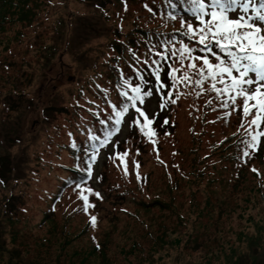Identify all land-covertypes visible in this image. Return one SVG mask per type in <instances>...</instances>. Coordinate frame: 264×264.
Here are the masks:
<instances>
[{"label":"rangeland","instance_id":"obj_1","mask_svg":"<svg viewBox=\"0 0 264 264\" xmlns=\"http://www.w3.org/2000/svg\"><path fill=\"white\" fill-rule=\"evenodd\" d=\"M146 4L150 6L153 2L152 0H131L121 8L115 0H45L35 28H25L16 16L14 22L8 23L6 29L0 34V60H3V63L13 60L16 64L11 62L10 70L14 67L23 68V82L20 85L22 91H13L14 95L11 96L13 84L8 83L3 77L0 80V170L3 168L5 169L3 172L6 171L2 175L4 178L2 183L0 182V205L6 202L9 196L19 197L16 198V207L24 211V215L21 216L29 221L25 228L23 222L16 227L20 233L15 243H11L10 237L13 229L10 226L5 228L4 243L7 245L5 251L8 255L17 249L28 264H74V262L79 264V256L74 257L77 249L84 248L85 255L92 246H95L94 244H100L101 239L110 234L111 241H108L105 249L110 261L104 263L100 258L90 254L86 255L88 256L86 264H264V230L257 227L250 229V221L247 220L250 215L256 218V222L258 218H264V198L262 197L264 195V155L256 160L258 165L261 164L258 180L250 175V168H247V171H244L245 177L238 184H235V181H227L229 174L221 170V166L227 164L231 167L232 164L224 159L220 169L217 167L220 170L217 171L218 173L216 170L209 173L215 179H210L211 176L206 173L207 175L198 176L200 179L197 181L184 179L179 188L175 189V200L179 201V205L183 204L184 217L189 215L191 207L195 211L183 222H195L197 226L199 222L209 224V233L207 235L203 233L198 240L205 243L206 247L198 250V253L191 247L195 243L194 240L191 246L186 247L188 249H183V253H179L177 248H173L169 253H166L167 250L158 249L151 255L148 251L139 250L124 253L122 249L129 250L133 240L139 241L140 248L146 249H149L154 242L145 233L144 236L142 235L140 226L130 224L133 219L121 212L119 206H116L118 214L115 218H105L99 227H93L92 237L89 234L78 237L64 249L60 245L62 237H60L59 229L51 232V226L48 223L40 227L33 226L45 217L44 211L49 206L50 198L55 196L62 179L70 172L63 165L71 166L73 156L61 146H67L79 122L90 123L88 113L83 112L79 116L76 112L79 105L77 101L87 105V98L94 97L93 89L87 88L85 82L90 77L86 74L87 69L92 68L83 66L87 67L89 62L96 59L103 50L107 37L113 33L111 24L115 29L117 26L130 28L143 21L145 25L150 23L151 26L181 29V17L171 20L163 12L148 11ZM101 8L110 11L109 16L105 15L108 19L100 15ZM115 11L123 12L116 14ZM183 18L195 24L193 19ZM19 30L21 32H18ZM45 41L56 43L58 46V53L49 66H43L44 59L39 49ZM111 55L112 51L107 50L106 58ZM176 66L179 67L178 62ZM0 69L4 70L3 64ZM82 74L86 75L79 79ZM1 75L5 77L4 72ZM102 84L103 94H106L109 88V93H113L109 83L105 82L104 86ZM85 88V92L80 97L78 91ZM189 88L190 95L194 98L190 105L193 108L199 107L200 97L196 95V90ZM19 92L25 95H17ZM28 98L31 99L28 100ZM158 99L159 94H154L147 101L150 104L148 109L150 117L152 113L158 112ZM51 103L56 108L54 111L45 109ZM186 103L187 100H183L182 106L175 108L172 112L169 110L158 112L162 122L164 119L177 120L179 126L167 125L163 128L158 124L153 125L156 136L152 139L155 140V144L139 130L138 126L131 123L134 116L126 115L120 135L102 151L99 161L94 166V184L100 171L108 164L109 178L117 185L120 184L123 189L129 185L132 190L131 196L135 195L137 199L144 198L149 201L162 194L161 198L168 201L170 199L169 182L173 183L174 180H170L158 165L163 163L158 160V153L160 152L159 155L165 163L174 160L178 164V169L189 172L193 157L189 152L192 146L191 138H197L199 135L197 123L188 124L189 109L186 105L189 104ZM60 105H69L68 112L59 111V107L56 106ZM94 110L97 111L96 107ZM98 112H102V109ZM216 113L213 114L216 115ZM237 117L238 122L233 123ZM251 119L252 116L247 117L245 124ZM241 121V113L237 111L231 114L228 121H218L212 126L203 128L202 137L198 139L200 156L213 150L212 143L217 144V147L224 151L231 142L242 140L244 130L240 128ZM229 134L235 135L229 137L225 143L222 142ZM139 143L142 149H139ZM160 145L163 146L162 151H159ZM125 152L128 153L125 157L127 174H125L124 164L116 156L117 153L122 155ZM135 168H138V171H134ZM175 172L170 169L168 175H174ZM144 173L151 174L147 185L141 184V180H145L140 179ZM136 177L140 179L138 183H136ZM194 182L197 186H194ZM71 191L73 190L70 189V194L60 200L61 204L56 208L58 213L56 218L60 224L66 221V209L73 210L80 203L76 199L77 194ZM194 191L196 195L193 197ZM248 197L252 202L247 201ZM193 199L198 207L191 205L190 202ZM205 201L212 204L207 206ZM254 202L256 204H253ZM138 203H126L123 206L136 207L146 217H152V212L158 208L155 207L150 212L144 213L147 211L141 209ZM206 210H210L211 214L206 215ZM241 214L245 217H241ZM93 215L96 217V212H93ZM86 220H89L88 215L82 213L66 224V228L72 232L71 237L75 238L79 235L77 229L83 226ZM175 220L177 217L167 219V224L176 223ZM185 226L183 231L187 234L189 225ZM261 228L264 229V226ZM243 230L247 231V236L242 235ZM48 236L53 239L51 245L39 247L37 241ZM219 236L226 238L229 245L235 246V250L223 249L218 252L223 246H229L225 245L227 244L225 239H219ZM258 236H261L259 241L255 240ZM89 238L94 243H91L92 240ZM221 240L224 245H220ZM207 244L216 250L206 253ZM181 246L185 247L183 244Z\"/></svg>","mask_w":264,"mask_h":264},{"label":"trees","instance_id":"obj_2","mask_svg":"<svg viewBox=\"0 0 264 264\" xmlns=\"http://www.w3.org/2000/svg\"><path fill=\"white\" fill-rule=\"evenodd\" d=\"M127 1L131 0H115L116 4L118 6H121L125 4ZM153 4L148 6V8H151L154 13H166L168 15V12L171 11L170 8L167 7L164 0H152ZM175 3L180 4V0H175ZM45 4V0H0V34L6 29V26L8 23L14 22L15 17L17 16V20L22 22V26L25 28L30 27H36L37 21L40 18V9L42 5ZM103 18H107L105 16V11L100 14ZM183 17H191L187 13L182 12ZM10 16V17H9ZM180 17V16H179ZM108 19V18H107ZM113 33L109 34L106 40V45L103 48L102 51L98 54L96 59H94L92 62H89V65L83 66L84 68H92L87 69L89 71V76H98L101 75L104 76L106 80L111 84L113 87V100L112 102L119 101L124 103V98L119 95L120 92L127 89L126 86H123L124 78L128 79L130 83L136 82H145L151 83V88H154L156 85V80L152 78L153 74L151 73V68L154 67L152 65V61L149 57L150 56H156V53L154 50H158L162 52L164 50L163 46L166 43H172L176 42L178 46V41L184 40L186 43H189L187 40H185V37H183L180 33V31L171 29V28H163V27H150L146 26L143 21H140V24H135L134 26H131L130 28H124L121 26H117L116 29L113 27V24H111ZM33 28V29H34ZM18 32H21L19 30ZM9 49V48H7ZM40 52L42 54V57L44 59L43 66H49L54 61L57 53H58V46L56 43H47V41L44 42L40 47ZM107 50L110 52L112 51V55L109 58H106L105 53L107 54ZM12 53H10L11 55ZM140 57L139 66L137 68L140 70V73L136 74L133 72L130 65L132 63L135 64V61L138 57ZM136 58V59H135ZM100 59H103L101 62ZM12 63L16 64L13 60H10ZM147 61L148 63H144ZM11 62L3 63V60H0V67L2 64L4 65V70L0 69V80L2 77L4 80H6L8 83L13 84V89L11 90V96L14 95L13 91H22L21 89V83L23 82V68L14 67L12 70L10 68L12 67ZM172 62L174 60L172 59ZM161 64L163 65L162 70L165 72L169 71V66H167V63L162 61ZM125 66V69L130 71V74L132 77L127 78L122 73H120L119 67ZM2 72H4V76H2ZM86 75V74H85ZM85 75H80L79 79H81ZM144 76V80L140 79V76ZM14 80V81H11ZM5 81V82H6ZM97 80H94L93 83H90L91 86L95 85V82ZM163 81L166 85V88L164 89V92H177L182 91L184 92L185 97L187 98V102H192L194 100L193 96H191V90L189 87H185L184 85H178L177 88H172L171 79L166 75H163ZM144 88V86H143ZM156 88V87H155ZM206 89V88H205ZM83 90H80V93H82ZM198 91V89H196ZM3 95V93L1 92ZM17 95H25L22 92H19ZM201 101L200 105L203 108V115L204 113L208 111V113L211 116V122L208 125H214V123L218 121H228L229 117L224 116L225 109H222L218 107L220 101L216 100L214 98V93L206 91L201 94L200 96ZM31 98H28L30 100ZM212 100V104H208L207 101ZM241 102V101H240ZM238 103V101H237ZM7 105V104H6ZM8 106V105H7ZM59 107V111H66L68 112L69 105H60L56 106ZM9 108V106H8ZM49 109L51 111H54L56 108L51 103L49 106H46L45 109ZM186 108L189 109L188 112V124H191L189 121V114L192 111L193 107L191 105H186ZM215 109V110H213ZM221 109V110H220ZM10 110V108H9ZM57 111V110H56ZM217 112L215 116H212L213 112ZM192 112H195L193 110ZM205 113V115H206ZM115 119V118H114ZM104 120V119H102ZM169 124L167 125H174L179 126V123L177 120H168ZM193 123L197 121V119L194 117L191 119ZM238 122V117L233 121V123ZM157 124L164 127H167V125H164L162 120L160 118L157 119ZM112 122H108L106 125H102L99 120H95V126L99 131L105 130V128L112 126ZM207 125V126H208ZM203 128H205V123H203ZM199 135L198 137H192L191 143L192 146L189 150V152L193 155L192 162H191V168L189 172H185L184 169H178V164L175 163L174 160H170L169 162L165 163L164 159L159 155L158 153V160L160 162H163L162 164H158L164 171L165 175L170 180H174L173 183H170V190L168 191L170 195V199L168 201H165L163 197L161 198L162 194L154 199L147 201L144 198L137 199V196L130 195V192H132L131 187L129 185H126L125 189L122 188V186L119 184L117 185L114 183L108 176V164L104 166V168L100 171V175L96 180V184H94V165L93 164V172L92 177L90 178L86 171H83L82 168L86 167V165L83 163L88 159V156L84 154L83 149L84 148H90L93 141L88 139L89 133L87 132V128L83 129L80 128L79 130L76 129L72 136L70 137L69 143L66 146V149L69 150V152L73 155V161L75 164H78V167L69 166V165H63L65 169H69L70 172L67 177L62 179V183L58 186L57 191L55 192V196L53 198H50L49 206L44 211V218H41V220L34 224L33 226H44V224L48 223L50 224L51 232H56L59 229L60 237H62L61 244L62 249L66 247L68 244H71V242L78 238L83 237L85 235H91L92 237L93 233L91 232L93 227L90 225L91 217L94 216L93 212H96L97 217V223L96 226L99 227L101 222L108 217H111V219L115 218L118 214L116 206H119V209L121 212H124L127 214L128 217L132 218V223H130L132 226H140V230L143 231L142 235L149 236L150 239L154 242L152 246L149 249L146 248H140L139 241L133 240L132 246L129 250H125L124 248L122 251L124 253H133L136 250L145 252L148 251L149 254H155L158 249L160 250H167L166 253H169L170 250L173 248H177L176 250L179 253H183V249H188L186 247L191 246L192 241L194 240L195 243L191 247L195 250L196 253H198V250H201L202 248L206 247V244L203 242H199V237L205 233L206 235L209 233V224L205 222H199L198 226L195 224V222L191 223H185L183 220H185L187 217L191 216L195 211L191 207L189 215L185 218L184 213L182 212V206L183 204L179 205V201L175 200V189L179 188L180 183L185 179L187 181H197L200 179L198 176H203L204 174L212 173L213 170H216V172L220 171L217 169V167L220 169V165L224 159H227L229 162H231L232 166H228L227 164H224L221 166V170L226 171L229 176L226 178L227 181H235V184H238L239 181H242V179L245 177V172L247 171V168H250V175H252L255 179H258V174L261 170L260 165L257 164L256 160L260 159L261 155H264V140L261 138L258 150L251 153V158H247L246 162H243L240 158L242 155V145L240 144L241 140L233 141L229 144L227 148H224V151L222 149H219L217 147V144L212 143V151L208 153H204L200 156V146H199V137H202V132L198 129ZM235 134H229L222 142H226V140L233 136ZM102 136V135H101ZM77 145L76 147H73V145ZM86 146V147H85ZM139 149H142V145L139 143L138 145ZM126 150V148H124ZM163 150V146L160 145L159 151ZM228 150V151H227ZM230 150V152H229ZM123 151V150H122ZM208 154V158L204 159V156ZM200 159V161H199ZM110 167V166H109ZM170 169L174 172V175H168V172ZM255 169L256 171H253ZM5 169L2 168L1 174H0V182L2 183V180L4 179L2 175L5 174L3 172ZM138 171V168H135L134 171ZM217 172V173H218ZM206 174V175H207ZM131 175L134 179V174L131 171ZM178 175V176H177ZM211 176L210 179H215L213 175L209 174ZM177 176V177H176ZM213 177V178H212ZM137 178V177H136ZM140 179H145L144 181L141 180V184H148V181L151 179L150 173H144ZM137 178L138 180H140ZM245 180V179H244ZM243 180V181H244ZM4 183L3 185L6 187ZM80 184L81 188L87 189L91 188L93 192H99L100 197L98 198L95 195H92L88 193L87 191L84 192L85 195L89 196V203L94 205V207H91L88 209L87 212L83 209V201L80 199V189L76 188V185ZM257 184V183H256ZM194 186H197V183L194 182ZM129 187V188H128ZM71 193H76L78 201H80L77 208L73 210L66 209L65 213V219L66 221L62 224L58 223L56 216L58 213L56 212V208L58 205L61 204L60 200H62L65 196L69 195ZM24 194V192H23ZM193 197L196 195V191L192 193ZM264 198V195L262 196ZM16 198H19L15 195L9 196L6 202H3V204L0 205V264H28V261H25L23 257H21V252L17 249L12 251L10 255H8L5 251V245L4 243V232L5 228L7 226H10L13 229V232H11V243H15V241L18 239V233L19 231L16 230V227H18V224L23 222L24 228L28 226L29 221L27 218H23L21 215L23 214L22 209H17L16 204ZM228 201V200H227ZM248 202H252L250 197L247 199ZM139 202V203H138ZM206 202V201H205ZM126 203H138V205L141 207V209H144L148 213L151 211V209L158 207L155 211L152 212V217H146L144 216L140 210H137L136 207L133 208H127L123 206ZM191 205H198L193 201L190 202ZM207 206L211 205L209 201L206 202ZM253 204H256L254 202ZM137 205V204H136ZM206 215H210V210H206ZM82 213H86L88 215V219L83 224V226L79 227L77 231H79V235L77 237H71L72 232L66 228V224L69 223L71 219H73L75 216L80 215ZM220 216V215H219ZM241 217H245L244 214L240 215ZM173 217H177L176 223L167 224V219H171ZM213 217V216H212ZM261 217V216H258ZM247 220L250 221V229L258 228L264 230V218H258L256 222V218L252 215L247 217ZM188 226L187 234L183 231V226ZM186 227V226H185ZM193 227V228H192ZM200 227V228H199ZM191 228V229H190ZM106 232H109L108 230H105ZM110 233V232H109ZM243 236H247V231H242ZM223 237L219 236V239ZM91 239V238H89ZM225 239L226 243L225 245H229L228 241ZM261 239V236H258L255 238V240L259 241ZM92 240V239H91ZM254 240V239H252ZM108 241H111L110 234L108 236H104L101 239V243L94 244L95 246H92L90 250L87 251V253H83L84 248L77 249L75 251V256H79V264H86L87 257L86 255H94L97 258H100L102 262L110 261V259L107 256L106 252V246ZM53 242V239L51 237H43L40 238L37 241V244L39 247H48ZM91 243H94L93 240ZM185 245V247L181 245ZM98 245V246H97ZM220 245H224V242H222ZM167 247V249H165ZM82 249V251H81ZM223 249H232L235 250V246L232 244L228 247L223 246L218 252H221ZM216 249H213L209 244H207V252L215 251ZM80 253V254H77ZM6 260V261H4ZM75 264V262H74ZM260 264V263H258Z\"/></svg>","mask_w":264,"mask_h":264},{"label":"snow or ice","instance_id":"obj_3","mask_svg":"<svg viewBox=\"0 0 264 264\" xmlns=\"http://www.w3.org/2000/svg\"><path fill=\"white\" fill-rule=\"evenodd\" d=\"M164 2L171 9L168 18L175 20L178 16L181 17L179 31L192 43H186L184 40L178 41V46L176 42L166 43L164 50L156 53L159 59L152 61L154 67L151 68L157 84L155 92L152 88H143L138 83L133 86L124 79L123 86L130 89L131 94L129 90H124L119 95L125 102H112L111 111L115 113L113 125L105 129L103 137L92 135L88 138L93 141L90 151L87 147L83 149L88 159L83 162L86 167L82 170L86 171L90 178L100 149L111 143L113 137L120 132V125L126 120V114L134 116L131 123L138 126L155 144L152 138L156 136V132L152 126L159 113H152L150 118V104L147 101L154 94H162V102L158 107L163 111L168 104H175L179 99L178 95L173 99L174 93L171 91L164 92L166 85L161 80V61L173 59L179 63V67L169 65L167 72L172 81V88H177L178 85L192 87L194 91L198 89L196 95L200 96L206 91L204 85L207 83V91L214 93V98L220 101L218 107L226 110L225 117H230L233 112L241 113L240 128L244 130V138L240 142V158L243 162L251 158V153L258 150L261 138H264V0H180V4L175 3V0ZM145 7L152 11L147 4ZM182 12L189 14L195 24L186 21ZM197 52L202 55H197ZM140 79L145 78L141 75ZM238 100H241L242 104H238ZM207 103L212 104V100ZM249 116H252V119L245 124ZM112 119L110 114L101 124L106 125ZM163 124L167 125L169 121L164 119ZM127 155V152L116 154L124 164L125 174ZM76 188L80 189V199L83 201L85 212L94 207L89 203V196L84 194L85 191L102 198L99 192H93L91 188L83 189L80 184H77ZM96 223L97 217L92 216L90 225L95 227Z\"/></svg>","mask_w":264,"mask_h":264}]
</instances>
